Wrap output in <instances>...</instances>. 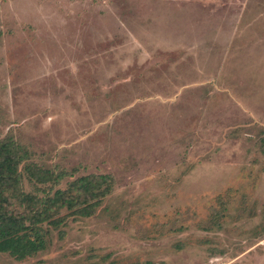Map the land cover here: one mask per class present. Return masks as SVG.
Here are the masks:
<instances>
[{
  "label": "rangeland",
  "instance_id": "obj_1",
  "mask_svg": "<svg viewBox=\"0 0 264 264\" xmlns=\"http://www.w3.org/2000/svg\"><path fill=\"white\" fill-rule=\"evenodd\" d=\"M6 138L114 187L0 264H264V0H0Z\"/></svg>",
  "mask_w": 264,
  "mask_h": 264
},
{
  "label": "trees",
  "instance_id": "obj_2",
  "mask_svg": "<svg viewBox=\"0 0 264 264\" xmlns=\"http://www.w3.org/2000/svg\"><path fill=\"white\" fill-rule=\"evenodd\" d=\"M29 158L28 151L13 139L0 140V253L16 260L45 249L43 226L59 228L64 221L61 211L91 217L114 187L111 175H87L58 189L73 173L54 174L28 163ZM25 180L33 190L25 189Z\"/></svg>",
  "mask_w": 264,
  "mask_h": 264
}]
</instances>
